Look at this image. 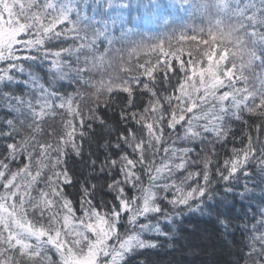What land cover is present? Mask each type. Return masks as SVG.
Returning a JSON list of instances; mask_svg holds the SVG:
<instances>
[{"label": "trees", "instance_id": "trees-1", "mask_svg": "<svg viewBox=\"0 0 264 264\" xmlns=\"http://www.w3.org/2000/svg\"><path fill=\"white\" fill-rule=\"evenodd\" d=\"M264 264V0H0V264Z\"/></svg>", "mask_w": 264, "mask_h": 264}, {"label": "rangeland", "instance_id": "rangeland-1", "mask_svg": "<svg viewBox=\"0 0 264 264\" xmlns=\"http://www.w3.org/2000/svg\"><path fill=\"white\" fill-rule=\"evenodd\" d=\"M81 262H84V264H95V252H86L83 257V261L81 260ZM67 264L70 263L67 262Z\"/></svg>", "mask_w": 264, "mask_h": 264}]
</instances>
